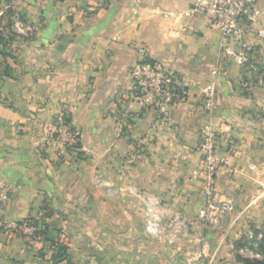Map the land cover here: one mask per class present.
<instances>
[{"label": "crops", "instance_id": "crops-1", "mask_svg": "<svg viewBox=\"0 0 264 264\" xmlns=\"http://www.w3.org/2000/svg\"><path fill=\"white\" fill-rule=\"evenodd\" d=\"M4 1L40 30L4 60L11 75L0 77V189L10 190L0 206V264H67L53 260L51 242L69 247L72 264H188L201 251L197 264H244V235L264 236V42L255 34L264 0H254L256 24H245L254 71L221 59L210 20L187 17L197 0ZM184 26L186 34L170 37ZM144 59L179 76L188 102L139 103L131 73ZM218 65L216 185L236 209L212 227L198 221L199 145L209 119L202 90ZM64 109L81 135L77 150L56 138ZM141 195L161 200L168 218H188L173 245L146 234ZM27 219L45 225L46 236L29 241L4 229Z\"/></svg>", "mask_w": 264, "mask_h": 264}, {"label": "built area", "instance_id": "built-area-1", "mask_svg": "<svg viewBox=\"0 0 264 264\" xmlns=\"http://www.w3.org/2000/svg\"><path fill=\"white\" fill-rule=\"evenodd\" d=\"M199 16L206 17L218 28L221 59L232 58L237 66L250 71L256 70V64L251 62L248 53L242 48L246 37L245 24L249 22L254 25L257 22L254 0H197L187 13V17L196 18ZM8 17L12 21V31L17 38L25 41H32L36 38L40 30L39 26L27 22L20 12L9 4L5 5L4 9H0V19L6 20ZM164 19H168V16H165ZM187 32L188 28L184 26L169 34L171 38L179 39ZM255 34L257 39L264 42V26L257 29ZM211 75L212 80L202 90L204 111L209 119L200 131L199 150L202 154L201 167L204 178L205 206L198 214V221L202 226L218 227L228 215L235 212L236 201L233 196L220 194L216 185V176L223 164L222 147L219 143L221 129L214 120L219 105V77L221 75L219 65ZM131 80L135 99L143 105H152L156 109L162 110L172 105L187 103L190 98L188 88L179 76L147 59L137 64L131 73ZM54 126L56 138L63 146L71 150L79 148L81 135L72 127L68 111H63L57 116ZM250 169L254 170L253 167ZM9 194V189H0V206H5L8 203ZM139 197L144 200L142 211L145 232L150 238L173 245L178 234L188 231L189 220L184 214L176 213L168 218V210L157 197L153 195ZM4 229L12 236L29 241L36 239L39 230L26 220L20 224L7 225ZM262 238L259 236V240ZM250 239H253V236H250ZM241 253L248 255L253 252L246 248L241 250ZM202 254L203 251L196 253V256L199 257ZM196 256L189 258L187 263L197 264Z\"/></svg>", "mask_w": 264, "mask_h": 264}, {"label": "trees", "instance_id": "trees-1", "mask_svg": "<svg viewBox=\"0 0 264 264\" xmlns=\"http://www.w3.org/2000/svg\"><path fill=\"white\" fill-rule=\"evenodd\" d=\"M23 17V16H22ZM24 19V17H23ZM2 22V21H1ZM0 22V23H1ZM9 26L12 27V21L9 20ZM1 27V25H0ZM1 31V30H0ZM11 38L12 40H14L15 35L9 34L8 36H6L4 33L0 32V56L4 57V59H8V58H14L13 54H6L3 51V47H6L7 44L11 43V41H8L6 39ZM149 61V60H148ZM10 73H9V67H7V65H5L3 67V72L1 74L2 77H10ZM80 145H78L79 147ZM26 221H28L34 228L39 229L37 231L36 234V238L37 237H45L47 234V228L45 225L40 224L37 220L35 219H27ZM21 222H19L18 224H20ZM254 239L253 240H246L245 237L242 238V242L237 246V260L244 263V264H264V236L261 240H257V235H254ZM257 244L259 246V250H262L261 252H259V250L254 249V245ZM51 246L53 247L54 250V255H53V260L55 262H63L66 261L67 264H72V260H71V256L69 254V248L62 243L59 242H51ZM250 249L254 255H258L260 259L258 258H249V257H244L242 255H240L241 250L243 249Z\"/></svg>", "mask_w": 264, "mask_h": 264}, {"label": "rangeland", "instance_id": "rangeland-1", "mask_svg": "<svg viewBox=\"0 0 264 264\" xmlns=\"http://www.w3.org/2000/svg\"><path fill=\"white\" fill-rule=\"evenodd\" d=\"M2 3H1V5H0V9H4V7H5V5H7V2L6 1H4V0H2L1 1ZM15 9V8H14ZM12 13V12H11ZM9 14H10V12H9ZM8 14V15H9ZM9 20H11L9 17L6 19V20H1L0 19V25H1V27H0V32H2V33H4L6 36H8L9 34H12V35H14L13 34V31H12V27L11 26H9ZM6 40H8V41H11V43H9V44H7L6 45V47H3V51L6 53V54H14V53H16V48H24V46L26 45V43H28V42H31V41H25V40H23V39H20V38H17L16 36H15V38H14V40H12L11 38H9V39H6ZM16 46V47H15ZM5 59H4V57H2V56H0V77H1V74H2V72H3V67H4V65H5V61H4ZM63 111H67L66 109H64ZM63 111H61V113L63 112ZM60 113V114H61ZM130 191V190H129ZM140 199V202H141V204H142V208H141V214L143 215V218H144V214H143V211H142V209H143V207H144V200L142 199V198H139ZM145 221V220H144ZM259 231V230H258ZM245 236V238H246V240L247 239H249L250 237V235H244ZM39 237H37L36 239H38ZM36 239H34L33 241H35ZM67 246V245H66ZM252 246H254V249H256V250H259V246L257 245V244H254V245H252ZM68 247V246H67ZM69 248V247H68ZM262 250H259V252H261ZM241 255V254H240ZM244 257H246V256H244Z\"/></svg>", "mask_w": 264, "mask_h": 264}]
</instances>
